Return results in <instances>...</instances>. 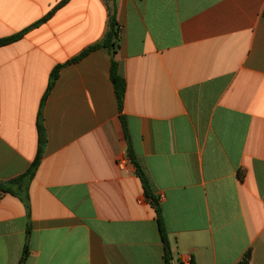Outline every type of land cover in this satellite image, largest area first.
I'll use <instances>...</instances> for the list:
<instances>
[{
    "label": "crops",
    "instance_id": "crops-1",
    "mask_svg": "<svg viewBox=\"0 0 264 264\" xmlns=\"http://www.w3.org/2000/svg\"><path fill=\"white\" fill-rule=\"evenodd\" d=\"M0 0V182L25 174L29 208L0 195V264H264V0H117L114 59L105 0ZM124 166H120V162Z\"/></svg>",
    "mask_w": 264,
    "mask_h": 264
},
{
    "label": "trees",
    "instance_id": "trees-1",
    "mask_svg": "<svg viewBox=\"0 0 264 264\" xmlns=\"http://www.w3.org/2000/svg\"><path fill=\"white\" fill-rule=\"evenodd\" d=\"M69 0H63L61 1L49 14L34 24L33 27H38L44 22H46L48 19H50L53 14L61 8L63 5H65ZM105 3L109 10V20H108V29L105 33L103 39L95 44L90 46L89 48L85 49L80 55L74 57L72 60H70L68 63L71 62H77L87 56L92 51L98 49V48H107L112 56V64H111V79L113 82V86L115 89L117 101L119 104L120 112L123 110V101L125 97L126 92V83L121 78V76L118 73V64L114 59V56L120 47V40H121V25L118 22L117 19V0H105ZM30 29V28H29ZM29 29L25 30L24 32H21L20 34L14 35L9 38L0 39V46L6 45L8 43L14 42L18 39H20ZM61 68V65L54 68L50 75L49 85L47 88V92L42 100L40 112L38 116V130H39V148H38V154L34 161L32 162L29 170L23 174L22 176L11 180L7 182H0V195L4 193H10L15 196H19L26 204V206L29 208V194H28V187L33 180L36 171L41 163L44 148H45V131L42 124V107L45 101L46 96L49 94V92L52 90L53 86L55 85V82L58 78V72ZM121 122L124 127V131L128 140V157L131 160L132 164L135 167V173L139 177L145 197L151 201V204L154 206L156 215H157V222L159 227V232L161 236V240L163 243L164 248V257H165V263L166 264H182L181 261L174 260V253L172 250V246L169 239V234L166 230L163 214H162V208L159 204L158 199L156 198L153 189L151 187L150 180L143 170V168L140 166L134 151L132 149V145L130 143V139L128 136L127 126H126V119L123 115L120 116ZM29 235H30V229L27 231V240L25 242L23 254L21 257L20 264H25L28 256H29Z\"/></svg>",
    "mask_w": 264,
    "mask_h": 264
},
{
    "label": "built area",
    "instance_id": "built-area-1",
    "mask_svg": "<svg viewBox=\"0 0 264 264\" xmlns=\"http://www.w3.org/2000/svg\"><path fill=\"white\" fill-rule=\"evenodd\" d=\"M120 166H121V167L124 166V162H123V161L120 162ZM182 264H191V263H190V262H182Z\"/></svg>",
    "mask_w": 264,
    "mask_h": 264
}]
</instances>
